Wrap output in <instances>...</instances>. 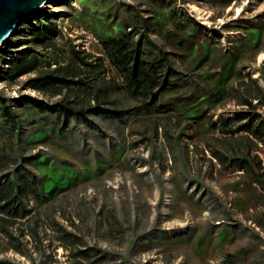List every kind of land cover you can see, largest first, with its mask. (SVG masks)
Instances as JSON below:
<instances>
[{"label":"rangeland","instance_id":"obj_1","mask_svg":"<svg viewBox=\"0 0 264 264\" xmlns=\"http://www.w3.org/2000/svg\"><path fill=\"white\" fill-rule=\"evenodd\" d=\"M48 25L61 32L58 47L103 59L119 85L102 41L129 32L142 56L166 53L174 86L157 92L167 106H126L116 120L40 110L35 102L69 94L30 85L57 68L44 63L54 51L33 43V28ZM21 49L43 63L12 78ZM250 111L264 126V0H50L0 47V150L10 157L0 182L40 180L28 216L0 231V264H74L94 249L116 264H264V144L210 125ZM241 156L252 169L237 167Z\"/></svg>","mask_w":264,"mask_h":264},{"label":"trees","instance_id":"obj_2","mask_svg":"<svg viewBox=\"0 0 264 264\" xmlns=\"http://www.w3.org/2000/svg\"><path fill=\"white\" fill-rule=\"evenodd\" d=\"M35 46L45 49L54 55L49 57L51 63L44 62L49 66L54 63V68L49 73L30 80L32 88L39 91H53L62 93L68 90L67 97L53 106L44 102H35L42 111H48L65 117L86 119L88 111L98 112L104 118L116 120L121 118L124 107L134 105L139 112L150 114L162 112L167 106L161 103L160 91L168 90L174 83L168 80L175 77V73L169 68L165 74L164 69L169 59L166 53L159 51L153 58L142 56L138 43L131 33L126 32L119 37H111L101 42L103 52L109 63L118 71L122 79L121 84L106 80V69L104 60L95 58L85 51L72 49H61L58 47L57 38L61 32L56 27L48 25V28L34 27L32 31ZM11 61L10 74L17 78L20 74L30 72L42 65V60L37 53L26 50H17ZM49 54V55H50ZM260 91L258 88L256 92ZM66 94V93H65ZM70 94L76 100H70ZM82 95V96H81ZM91 97L88 100H80L82 97ZM258 94H256L257 96ZM244 105L252 106L251 100H243ZM3 115L11 123V130L15 133L16 120L8 107H3ZM246 120L247 123L239 125L235 130L230 126L239 121ZM213 129H219L222 133H247L264 144V126L258 122L254 112H237L233 118H222L218 123L211 122ZM216 157L224 164L222 154L214 152ZM237 167L244 171L252 169L246 156L234 158ZM10 165V157L4 149L0 150V170ZM255 181L256 178L254 177ZM40 195V180L37 176L19 174L14 179L5 178L0 182V231L9 234L13 221L24 219L30 213L25 201L30 197L38 198ZM63 236L69 233L62 229ZM69 249V246H65ZM78 250L74 255V264H116L107 260L106 256L98 255L100 252L94 249Z\"/></svg>","mask_w":264,"mask_h":264},{"label":"water","instance_id":"obj_3","mask_svg":"<svg viewBox=\"0 0 264 264\" xmlns=\"http://www.w3.org/2000/svg\"><path fill=\"white\" fill-rule=\"evenodd\" d=\"M50 0H0V47Z\"/></svg>","mask_w":264,"mask_h":264}]
</instances>
